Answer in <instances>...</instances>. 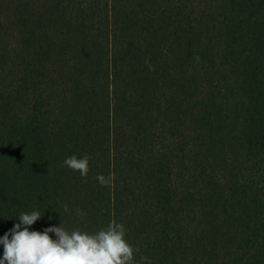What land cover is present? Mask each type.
Returning a JSON list of instances; mask_svg holds the SVG:
<instances>
[{
  "label": "trees",
  "instance_id": "trees-1",
  "mask_svg": "<svg viewBox=\"0 0 264 264\" xmlns=\"http://www.w3.org/2000/svg\"><path fill=\"white\" fill-rule=\"evenodd\" d=\"M32 210L114 219L136 264H264V0H0V238Z\"/></svg>",
  "mask_w": 264,
  "mask_h": 264
},
{
  "label": "clouds",
  "instance_id": "clouds-1",
  "mask_svg": "<svg viewBox=\"0 0 264 264\" xmlns=\"http://www.w3.org/2000/svg\"><path fill=\"white\" fill-rule=\"evenodd\" d=\"M198 59V58H197ZM145 63L150 71L154 70L148 60ZM63 166L73 171H79L85 178L89 171V157L77 158L76 155L67 157ZM96 180L101 186H108L114 180V174L97 175ZM63 211L70 213L67 204ZM76 214L83 216L80 209ZM38 210L19 213L18 223L0 238L3 245V255L0 264H136L134 253L138 252L126 240V228L117 221L110 220L106 228L95 233H88L79 228L66 231L59 226L45 228L42 232L29 231V228L42 218ZM54 234L55 239L49 234ZM11 237V239H9ZM141 264H151L146 257L141 256Z\"/></svg>",
  "mask_w": 264,
  "mask_h": 264
}]
</instances>
